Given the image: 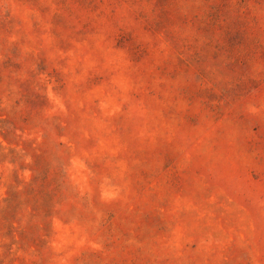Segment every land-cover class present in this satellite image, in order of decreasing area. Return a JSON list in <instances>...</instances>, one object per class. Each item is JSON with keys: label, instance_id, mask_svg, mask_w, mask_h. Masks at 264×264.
<instances>
[{"label": "rangeland", "instance_id": "1", "mask_svg": "<svg viewBox=\"0 0 264 264\" xmlns=\"http://www.w3.org/2000/svg\"><path fill=\"white\" fill-rule=\"evenodd\" d=\"M0 264H264V0H0Z\"/></svg>", "mask_w": 264, "mask_h": 264}]
</instances>
